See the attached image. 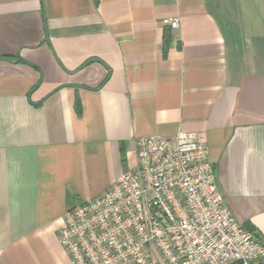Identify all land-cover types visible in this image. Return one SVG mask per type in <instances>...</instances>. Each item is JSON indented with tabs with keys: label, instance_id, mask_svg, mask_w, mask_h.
I'll use <instances>...</instances> for the list:
<instances>
[{
	"label": "crops",
	"instance_id": "obj_1",
	"mask_svg": "<svg viewBox=\"0 0 264 264\" xmlns=\"http://www.w3.org/2000/svg\"><path fill=\"white\" fill-rule=\"evenodd\" d=\"M180 130L264 242V0H0V264H74L66 211Z\"/></svg>",
	"mask_w": 264,
	"mask_h": 264
},
{
	"label": "built area",
	"instance_id": "obj_2",
	"mask_svg": "<svg viewBox=\"0 0 264 264\" xmlns=\"http://www.w3.org/2000/svg\"><path fill=\"white\" fill-rule=\"evenodd\" d=\"M165 23L180 28V18ZM137 163L104 194L66 211L74 264H254L264 242L240 224L196 132L136 139Z\"/></svg>",
	"mask_w": 264,
	"mask_h": 264
},
{
	"label": "trees",
	"instance_id": "obj_3",
	"mask_svg": "<svg viewBox=\"0 0 264 264\" xmlns=\"http://www.w3.org/2000/svg\"><path fill=\"white\" fill-rule=\"evenodd\" d=\"M78 109H79V103H78ZM261 260H264V258H263V259H261Z\"/></svg>",
	"mask_w": 264,
	"mask_h": 264
}]
</instances>
